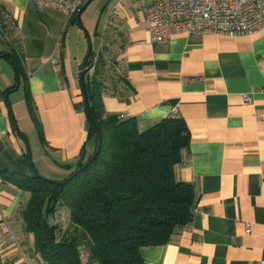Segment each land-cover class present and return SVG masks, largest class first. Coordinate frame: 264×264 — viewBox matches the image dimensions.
<instances>
[{"label": "crops", "instance_id": "obj_1", "mask_svg": "<svg viewBox=\"0 0 264 264\" xmlns=\"http://www.w3.org/2000/svg\"><path fill=\"white\" fill-rule=\"evenodd\" d=\"M150 1L89 0L68 17L35 0H0V53L15 50L21 66L15 89L12 61L0 56V169L28 173L30 152L61 179L92 153L79 84L92 33L91 50L107 62L104 112L134 117L139 130L176 116L189 133L175 175L195 187L196 211L170 242L141 249L144 264H264V28L151 42ZM26 200L0 178V264H44L17 213Z\"/></svg>", "mask_w": 264, "mask_h": 264}, {"label": "trees", "instance_id": "obj_2", "mask_svg": "<svg viewBox=\"0 0 264 264\" xmlns=\"http://www.w3.org/2000/svg\"><path fill=\"white\" fill-rule=\"evenodd\" d=\"M6 54L20 76L18 54L13 49ZM98 55L85 77L90 115L102 140L95 159L85 166L98 144L87 119L94 150L82 153L74 166L65 165L63 178L39 174L30 152L28 173L0 169L3 181L27 195L17 213L44 264H144L141 249L170 242L196 211L195 187L175 175L189 143L185 122L170 116L139 130L134 117L105 113L100 97L107 62ZM58 213L67 216L65 222L56 220Z\"/></svg>", "mask_w": 264, "mask_h": 264}, {"label": "built area", "instance_id": "obj_3", "mask_svg": "<svg viewBox=\"0 0 264 264\" xmlns=\"http://www.w3.org/2000/svg\"><path fill=\"white\" fill-rule=\"evenodd\" d=\"M88 1L35 0V3L39 8L51 7L72 17ZM145 16L151 42H165L176 34L242 36L264 28V0H151ZM98 61V53L93 52L89 59L91 71ZM249 99L248 95L241 96L243 102ZM10 239H15L12 233Z\"/></svg>", "mask_w": 264, "mask_h": 264}, {"label": "water", "instance_id": "obj_4", "mask_svg": "<svg viewBox=\"0 0 264 264\" xmlns=\"http://www.w3.org/2000/svg\"><path fill=\"white\" fill-rule=\"evenodd\" d=\"M87 4H88V2L83 7H86ZM90 53H91V47L89 46L88 51L86 53V56L84 57V59L82 61V64H81V67H80L79 84H80L82 97H83V106H84L85 115H86V118L88 119L89 123L93 126V128L96 131V134H97V137H98V144H97V147H96L94 153L89 158V160L86 162L85 166H87L89 163H91L95 159V157L98 155V153L100 152V149H101V141H102L101 140L100 130L94 124V122H93V120L91 118V115H90L89 98H88L87 90H86V86H85L86 73H87V71L90 70V66H86V63L88 61V56L90 55ZM6 55H7L6 53L3 54V56H6ZM15 78H16V84H15V89H16V88H18V85H19V76H18L17 73H16V77ZM15 129H16V132H19V129L16 126V124H15ZM29 159L31 160V155L30 154H29ZM77 171H79V170H77Z\"/></svg>", "mask_w": 264, "mask_h": 264}, {"label": "rangeland", "instance_id": "obj_5", "mask_svg": "<svg viewBox=\"0 0 264 264\" xmlns=\"http://www.w3.org/2000/svg\"><path fill=\"white\" fill-rule=\"evenodd\" d=\"M88 12H89V17L92 20V30H91V32H93L94 24L97 21V18H98V15H99V8H94V6L92 5ZM84 35H85L84 36V41H85L86 47L88 45V39H89L90 40V46H92V49H95V45H96V42H97L96 37H93L92 33H91V36L86 35V33ZM15 94H16L15 96H17V97H19L21 99V97L23 95L22 89H18ZM30 150H31V146H30ZM32 162H33V164L35 166V169L38 171L39 174H41L42 176L45 175L43 177H45V178L49 177L48 179H50V175H51L50 174L51 173L50 169H46L47 174H44V170H41L42 167H41L40 162H38V165H35L33 160H32ZM56 217H57L56 220H58L59 222H65V220L67 218V216L62 215V213H58L56 215ZM1 247H2V244H0V248Z\"/></svg>", "mask_w": 264, "mask_h": 264}]
</instances>
